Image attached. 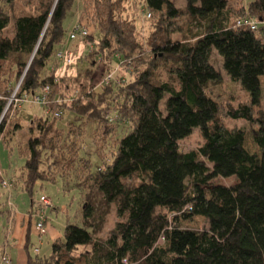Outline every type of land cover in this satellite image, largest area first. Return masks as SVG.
Wrapping results in <instances>:
<instances>
[{
	"label": "trees",
	"instance_id": "obj_1",
	"mask_svg": "<svg viewBox=\"0 0 264 264\" xmlns=\"http://www.w3.org/2000/svg\"><path fill=\"white\" fill-rule=\"evenodd\" d=\"M79 1L101 37H90L93 51L74 40L80 72L57 76L64 21ZM129 1L0 0V138L24 117L25 189L32 194L37 182L59 179L68 186L67 177L77 174L74 188L83 195V225L68 224L51 254L35 250L28 264H264V0L243 2L235 17L230 0H186L182 8L144 0L153 22L144 39L127 14ZM19 2L26 12L16 13ZM214 53L249 92L247 101L225 106L213 92L222 80ZM117 56L130 69L100 85ZM46 85L52 92L47 105H38L40 115L10 102ZM228 118L257 127L263 157L246 149V132L228 126ZM194 129L203 144L184 152L180 142ZM231 176L235 184L213 181ZM113 206L120 220L102 239ZM8 210L1 207L0 217ZM198 216L207 229L182 225Z\"/></svg>",
	"mask_w": 264,
	"mask_h": 264
},
{
	"label": "rangeland",
	"instance_id": "obj_2",
	"mask_svg": "<svg viewBox=\"0 0 264 264\" xmlns=\"http://www.w3.org/2000/svg\"><path fill=\"white\" fill-rule=\"evenodd\" d=\"M173 1L175 2L176 6L180 8L186 5V0ZM252 1L254 0H230L229 9H231V15L233 17L237 15L235 10L238 9L243 2L245 5H247ZM80 3V1L77 2V4L68 13L64 21L66 34L64 37L63 46L60 48L63 51H71V46L75 41L69 38V33L77 24L81 23V19L88 21L90 27L93 25L95 29L94 23L82 10ZM21 10H23V7L19 2V5L16 7L15 11L17 14L26 12H22ZM148 12L149 11L144 0H130L128 2L127 14H130L132 18H135V22L138 28H140V36L143 39L151 31L153 24L152 20L147 17ZM184 20H187V17H185ZM8 34H10V32ZM94 36L96 39H99L101 34L99 32H95ZM174 38L179 39L180 35H175ZM83 47L84 45L81 46L82 49ZM71 56L72 63L69 65H64L57 60L58 67L54 69L57 76L69 75L73 77L80 72L78 66L80 65V61H78V55L71 54ZM212 61L222 74L221 82L211 86L213 92H215V94L219 97V100L224 103L225 106H237L239 103L247 101L250 98L249 92L245 91L238 84L231 80L230 76L223 68L221 56H219L218 53H214ZM114 62L115 64L120 62L118 56ZM53 65L54 63L50 64V69L53 67ZM101 72L102 69L100 66L94 75L97 81L101 79ZM261 81L263 84L262 94L264 105V77L261 78ZM24 107L28 110L27 112L30 111L39 115L43 113V109L38 105L31 106L29 103H27L21 108ZM16 122V119L12 120L11 123L8 124L6 135L0 138V168L3 170L4 177L18 180L15 185H13L12 182V184L9 187H6L5 190L0 187V202L4 203V205L0 206V209L2 207L3 210H6L9 206H12L17 212L26 215L31 208L32 200L37 201L35 202V206H39L42 195L49 197L52 200L53 205L46 210L48 218L46 223L47 234L43 237L40 243L39 236L33 229L30 243V245L33 244L34 246H38L41 249V256H49L52 251L53 241H55L58 237H63L65 227L68 224H77L80 226L83 225V195L78 188H74L76 183L79 182L77 174L69 175L70 177H67L70 182L68 183V186H65L64 181L59 179L56 183L42 181L37 182L33 188L32 194L25 189L24 180L22 179V171L27 160V142L30 138V129L29 123L24 117H22L21 127H19L17 130H15ZM226 122L230 127L243 129L246 132V149L250 153L257 154L259 157H263L262 151L254 138L255 131L257 130L256 126L249 124L243 119L228 118ZM60 124H62V126H67L68 121L65 118L61 120ZM90 134V130L86 131L87 137L85 138V144L88 151L91 148ZM202 144L203 138L199 129H194L189 137L183 139L180 142L181 149L184 152L196 151ZM91 160L93 163V170H95L97 165L100 164L99 158L94 155ZM64 180L66 179L64 178ZM213 181L214 183L222 185H232L237 182V179L234 176L227 178L218 177ZM10 203L12 205H10ZM5 216L0 217V245H2V242L5 241V231L8 226ZM119 220L120 218L117 214L116 208L113 206L111 208L110 214L106 218L104 229L99 234V237L102 239L108 238L111 230ZM182 225L184 227L200 230L207 229L209 227L208 220L202 216L195 217L192 220L183 221Z\"/></svg>",
	"mask_w": 264,
	"mask_h": 264
},
{
	"label": "built area",
	"instance_id": "obj_3",
	"mask_svg": "<svg viewBox=\"0 0 264 264\" xmlns=\"http://www.w3.org/2000/svg\"><path fill=\"white\" fill-rule=\"evenodd\" d=\"M148 18H151V13L148 12L147 14ZM244 23L250 24L252 28L256 27V23L253 20L244 18L243 20ZM242 23V21H239V24ZM93 25L88 23V21H84L81 19V23L77 24L69 33V38L71 40H81L84 43V46L90 50L93 51L94 49V43L90 39L91 36H93L95 29ZM72 52L69 50H59L56 53V57L64 65H69L72 63ZM131 64L126 62L125 60H121L120 62L116 63L113 65L111 71L107 74L104 75L103 79L100 82V85H106L109 84L112 80H115L117 76H121L120 73L122 70H129ZM59 80V78H57ZM119 80V79H118ZM122 82V78L120 79ZM52 92L51 86L46 85L43 87V89L39 93H33L31 95H24L21 98H16L13 96L11 98L10 102H13V107L15 109L21 108L24 104L27 103H32L35 105H47L50 102V94ZM57 116L60 115V113H56ZM11 185L10 180L5 179L3 170L0 168V187H9ZM53 205L52 200L43 195L40 198V204L39 206L34 207V217L36 219V230L38 232L39 237H43L44 235L47 234V228H46V223H47V214L46 210L47 208L51 207ZM37 253L40 252L39 248L35 249ZM4 264H13L12 258L8 255L5 254L2 258Z\"/></svg>",
	"mask_w": 264,
	"mask_h": 264
},
{
	"label": "crops",
	"instance_id": "obj_4",
	"mask_svg": "<svg viewBox=\"0 0 264 264\" xmlns=\"http://www.w3.org/2000/svg\"><path fill=\"white\" fill-rule=\"evenodd\" d=\"M35 202H32L31 208L26 215L17 212L12 206L8 207L9 210L5 216L8 222L5 231V241L0 245V264H4L2 258L5 254L12 258L13 264H28L29 253L33 255L35 249L39 248L33 244L30 245L32 230L34 229L37 232L36 219L33 215ZM10 205L12 204L10 203ZM43 237H39L40 243ZM39 254H41V249Z\"/></svg>",
	"mask_w": 264,
	"mask_h": 264
}]
</instances>
